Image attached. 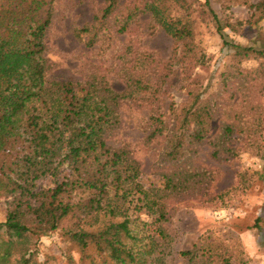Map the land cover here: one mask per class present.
Instances as JSON below:
<instances>
[{
    "label": "rangeland",
    "instance_id": "rangeland-1",
    "mask_svg": "<svg viewBox=\"0 0 264 264\" xmlns=\"http://www.w3.org/2000/svg\"><path fill=\"white\" fill-rule=\"evenodd\" d=\"M105 1L53 2L43 41L50 64L46 79L104 82L128 96L117 107V125L106 144L129 152L139 166L140 183L165 208L160 224L145 209L131 206L127 212L141 221L142 235L152 237L153 245L148 240L141 244L150 249L144 264H218L217 257L209 260L203 251L211 241L212 256L224 257L230 264H264V163L260 160L264 56L250 53L246 57L234 50L264 51V18L259 19L249 7L259 0H233L231 4L213 0L212 10L221 20L219 33L201 6L203 1L198 0L193 4L199 14L192 16L191 52L180 61L174 57L171 38L144 11L152 0H119L96 35L92 29L80 33L100 15ZM178 15L172 8L169 16L175 19ZM86 39L93 44L87 46ZM176 54L181 55L180 51ZM197 93L198 104L211 107L208 134L201 144L188 146L194 153L187 159L166 163L160 157L165 141L148 138L150 119L159 116L172 123L174 114L188 108ZM226 127L232 128L231 134L224 133ZM60 169H66L65 164ZM167 178H172L176 190H164ZM52 182L47 178L37 185ZM9 201L0 199V223L5 221ZM158 227L162 237L156 233ZM38 237L33 249L38 264L97 262L95 255H82L59 230ZM16 242V235L0 225V252L9 253ZM197 249L191 261L180 256Z\"/></svg>",
    "mask_w": 264,
    "mask_h": 264
},
{
    "label": "trees",
    "instance_id": "trees-1",
    "mask_svg": "<svg viewBox=\"0 0 264 264\" xmlns=\"http://www.w3.org/2000/svg\"><path fill=\"white\" fill-rule=\"evenodd\" d=\"M54 1H0V199L11 200L0 225L17 237L9 253L0 252V264H38L33 250L38 236L57 230L82 255L96 256L97 262L90 259L89 264H144L150 249L141 244L148 240L153 245L152 237L142 235L141 221L127 212L131 206L145 209L160 224L165 220V208L140 183L139 166L129 152L106 144L117 125V107L128 96L125 91L114 92L104 82L46 79L50 64L43 41ZM201 1L219 33L221 20L212 10L213 0ZM118 2L106 0L100 15L80 33L92 29L96 35ZM195 3L198 0H152L144 6L173 41L177 61L191 52L192 16L199 14L193 9ZM249 7L259 19L264 18V0ZM172 8L179 14L175 19L169 16ZM85 44L90 46L93 40L86 39ZM234 50L236 55L264 56L263 50ZM199 99L197 93L188 108L174 114L172 123L159 116L150 119L148 138L165 141L160 155L164 162L187 159L194 153L188 146L201 144L207 136L211 107L199 105ZM224 133L231 134L232 128L226 127ZM260 160L264 163V144ZM63 164L66 169L61 170ZM262 175L264 180V165ZM47 178L53 179L50 186L37 185ZM176 189L172 178H167L164 190ZM156 233L163 236L160 227ZM212 245L213 241L203 249L206 258L217 257L218 264H230L224 257L212 256ZM88 251L91 253L86 255ZM196 252L198 249L180 256L191 261Z\"/></svg>",
    "mask_w": 264,
    "mask_h": 264
}]
</instances>
